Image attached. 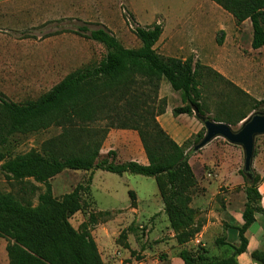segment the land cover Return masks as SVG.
<instances>
[{
  "label": "trees",
  "instance_id": "trees-1",
  "mask_svg": "<svg viewBox=\"0 0 264 264\" xmlns=\"http://www.w3.org/2000/svg\"><path fill=\"white\" fill-rule=\"evenodd\" d=\"M212 1L228 11L237 25L249 20L251 48L264 47V0ZM73 32L103 46L105 54L97 65L67 74L36 100L24 104L1 101L7 135L43 129L51 124L63 126L66 130L43 143L44 154L30 151L1 165V169L13 178H30L45 186L34 207L25 206L10 194L0 192V238L7 241L9 264H104L90 234L91 226L97 223L98 215L109 216L115 212L90 213L89 226L78 229L70 222V218L86 205L84 195L89 192L95 170L153 178L176 242H189L199 230V226L194 225L195 210L190 207L198 184L189 157L203 138L205 129L193 135V147H187L190 139L179 145L169 136L157 121V116L163 114L166 107V99L159 98L161 80L167 81L180 94L181 105L173 108L174 116L196 112L207 119L234 126L249 114L240 111L242 106L251 104V109L256 111L264 105V99H252L223 75L204 67L203 70H210L225 87L231 89L232 97L228 98L229 90L216 92L215 99L206 96L205 91L199 88L200 66L197 63L190 59L165 57L156 51L155 45L163 32L162 25H136L133 33L140 41L138 48L123 47L103 27L88 29L79 26ZM233 95L246 97V101H231ZM222 97L227 98L226 101H220ZM108 111L117 112L123 119L122 129L137 132L148 164L119 162L115 151L101 156L100 149L107 130L99 131L88 126L68 129L77 121L93 122L102 112ZM83 136H86L85 141H82ZM96 136L99 138L95 139ZM5 142L4 137L0 146ZM3 158L0 152V161ZM67 169L90 174L69 192L55 196L50 180ZM239 174L245 182L246 197L243 224L237 227L240 244L233 248L229 257L217 260L207 259L202 249H182L179 257L183 264H238L236 257L247 249L245 232L255 221V213L264 212L258 191L262 178L252 169L248 172L240 169ZM128 195L134 205V192L129 190ZM134 232L133 227L122 230L117 243L128 248V243L119 241ZM216 242L223 243L220 239ZM251 256L259 264H264V251H254Z\"/></svg>",
  "mask_w": 264,
  "mask_h": 264
},
{
  "label": "rangeland",
  "instance_id": "rangeland-1",
  "mask_svg": "<svg viewBox=\"0 0 264 264\" xmlns=\"http://www.w3.org/2000/svg\"><path fill=\"white\" fill-rule=\"evenodd\" d=\"M14 1L20 2V5L29 2L30 6L29 9L20 7L21 12L17 20L23 24L18 31H13L18 40L12 44L11 41H7L0 53V105L3 100L17 104L36 100L67 74L97 65L105 54V49L99 43L75 34L73 31L79 26H85L88 29L103 27L113 34L123 47L138 48L140 41L133 33L134 27L136 25L147 27L152 24L162 25L164 42L174 35L173 43L179 44L182 50L189 52L186 59L200 66L198 69L199 88L205 91L206 96L215 99L216 92L229 90L228 98L232 97L231 89L225 87L210 70H203L204 67L223 74L228 80L233 78L249 87L247 90L255 97L249 94L252 99H264V47L251 48L252 28L249 20L237 25L233 16L212 0H208L212 8L205 4L207 10L212 13L211 18L200 16L204 0ZM13 19L16 20L15 17ZM48 32L53 39L50 45L52 55L44 57L43 47L31 46L30 40ZM161 45L156 48L159 53ZM171 54L181 58L184 53L172 51ZM166 85L170 87L169 83L164 80L163 91ZM235 96L233 95L234 99L231 101H246V97ZM226 99L222 97L220 101H226ZM242 107L241 112H249L247 117L264 113V105L256 111L251 109V104ZM116 113L102 112L101 116L93 122L77 121L74 125L68 126V129L77 130L88 126L99 131L107 130L105 138L111 130H125L123 133L126 137H130L131 133L138 137L135 130L121 128L123 119ZM237 115L238 113L235 118ZM5 120L0 107V141L6 138V142L0 146V152L4 156L0 161V192L10 194L13 199L25 206L34 207L38 203V195L45 191V186L30 178H13L1 169V165L17 155L30 151L44 154L43 143L60 136L66 130L64 131L63 126L51 124L47 128L7 135ZM242 124L243 122H239L237 125L229 126L233 131H237ZM197 125L200 130L204 128L202 122L197 121ZM96 138L98 139L99 136ZM189 139L187 147H193V136ZM216 139H220L221 142L225 141L221 137ZM85 140L86 136H83L82 141ZM238 148L241 151L239 166L243 167V150L241 146ZM254 152L255 160L262 158L264 134L254 137ZM194 153L195 150L190 156ZM194 168L198 174L196 166ZM206 171L213 170L207 165L202 172ZM80 172L67 169L58 174L52 180L54 194L69 192L80 180ZM87 177L88 174H85L81 181L86 180ZM143 177L149 182H143ZM129 190L136 192L141 210H143V198L149 195L152 200V194L157 193L155 180L151 177L129 173L118 175L102 170H98L95 174L91 193L98 205L102 207L126 209L130 204ZM123 212L128 213L127 210ZM88 215L89 211L83 209L74 214L70 222L77 229L89 226ZM108 220L115 221L112 227L116 231L114 235L116 242L120 239L119 235L122 230L129 227L135 229L134 233L126 234V239L122 238V241H119L121 244L128 243V248L121 245L123 248L116 252L114 262L117 264H164L162 261L166 260L167 254L161 250L162 248L156 246L157 240L152 239L154 229L152 231L151 228L148 229L154 221L158 224L157 228H162L158 215L153 216L144 226L142 215L136 216L132 221H125L123 216L115 212L109 216L98 215L97 223L90 226L93 229L95 225L98 226Z\"/></svg>",
  "mask_w": 264,
  "mask_h": 264
},
{
  "label": "crops",
  "instance_id": "crops-1",
  "mask_svg": "<svg viewBox=\"0 0 264 264\" xmlns=\"http://www.w3.org/2000/svg\"><path fill=\"white\" fill-rule=\"evenodd\" d=\"M19 3L20 2L14 0H0V53L5 48L7 41H11L10 43L12 44L18 40L14 36L15 34L13 31H18L23 24L17 20L21 12L20 7L29 9L30 6L29 2L23 5ZM205 4H207V7L212 8L211 2L204 0L203 7L200 9V16L201 18H211L212 13L207 10ZM32 16L34 17V13ZM13 17L16 18L15 21ZM174 37L173 35L164 42L165 39H162L161 34L155 48L162 44L160 48L161 52H158L159 54L165 57H175L172 56L171 52L179 51L181 54L184 53L182 55L183 57L180 58V56H177L176 58L185 60L189 52L184 49L182 50L179 44L173 43L172 40H174ZM52 40L50 32L47 34L43 33L42 36L31 39L30 45L37 47L42 46L44 57H51L50 45ZM229 80L246 93L252 95L250 91L247 90L249 87L233 80V78H229ZM163 81L164 79L160 82L159 98L166 99V107L165 112L157 116V121L169 136L177 144L181 145L200 130L197 121H202L197 117L195 112L191 115H173L172 110L174 107L181 105V98L178 94L179 92L177 93L167 85L165 91H163ZM256 100L260 99L256 98ZM243 121L244 120L240 122ZM124 131L125 130L109 131L101 146L100 155L104 156L109 151H115L116 159L119 162L136 161L143 165L148 164L147 157L137 135L131 133L130 137H126V134L123 133ZM216 138L199 149V152L195 151V153L189 157V164L192 167L198 184V190L192 197L190 207L195 210L194 225L199 226L198 232L189 242L185 244H178L176 242L174 232L169 227L167 217L163 212V203L158 190L157 193L152 194V200L149 195L143 198V210H141L138 203V196L133 190L131 191L135 194V204L132 205L130 199V204L126 209L118 207L105 208L98 205L91 193L94 177L98 170L93 171L89 192L84 195L86 201L84 211H89V214L116 212L118 215L123 216V220L125 221H132L136 216L142 215L144 226L147 225V221L153 216L158 215L162 222V228H157L158 224L154 221L151 222L148 229L151 228V231L154 229L152 232V239L154 238L157 240L156 246L162 248L161 250L167 254L166 260L162 261L164 264H183L182 259L178 256L182 249L192 251L202 249L203 255L209 260L229 257L233 252V248L240 244L237 227L243 224L242 212L246 202L245 182L243 177L239 174V170L243 169V167L239 166L241 157V151L238 148L239 145L231 144L224 138L226 142H221L220 139ZM207 165L211 166L213 171H206L203 173L202 171ZM194 166H196L198 174ZM251 169L262 178L258 184V191L261 195L260 205L264 210V154L260 159L255 160L253 157ZM85 174L89 175L90 172L81 171V177L77 183L83 181H81V179H83ZM56 177L57 175L54 178ZM54 178L50 180L52 192V180ZM143 182L149 181L143 177ZM124 210H127L128 213L123 212ZM114 222V220L105 221L98 226L95 225L90 231L104 264H117L114 262L116 260L115 254L118 250L123 248L114 240V235L116 234L115 229L112 227ZM153 234L155 235L154 237ZM245 237L248 242L247 249L236 257L238 264H259V262L252 258L251 254L254 251H264V212L255 213V221L247 228ZM0 239H2L0 240V264H9L6 252L7 241L3 238ZM217 239H220L224 244H217Z\"/></svg>",
  "mask_w": 264,
  "mask_h": 264
},
{
  "label": "water",
  "instance_id": "water-1",
  "mask_svg": "<svg viewBox=\"0 0 264 264\" xmlns=\"http://www.w3.org/2000/svg\"><path fill=\"white\" fill-rule=\"evenodd\" d=\"M196 115L204 125L205 134L201 141L194 146V150L201 149L216 137H222L227 142L242 147L244 156L243 170L248 172L251 169V163L255 153L254 137L264 134V113H257L247 117L237 131H233L224 122L207 119L206 117L199 116L197 113Z\"/></svg>",
  "mask_w": 264,
  "mask_h": 264
}]
</instances>
